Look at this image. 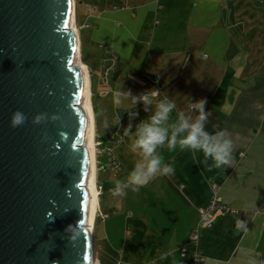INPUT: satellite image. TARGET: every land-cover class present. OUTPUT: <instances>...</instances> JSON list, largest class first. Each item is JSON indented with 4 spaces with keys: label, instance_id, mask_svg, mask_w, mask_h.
Instances as JSON below:
<instances>
[{
    "label": "crops",
    "instance_id": "obj_1",
    "mask_svg": "<svg viewBox=\"0 0 264 264\" xmlns=\"http://www.w3.org/2000/svg\"><path fill=\"white\" fill-rule=\"evenodd\" d=\"M73 2L95 133L102 142L112 139L101 160L116 165L100 173L106 190L99 195L103 215L92 229L94 262L191 264L194 257L199 264L264 263V0ZM110 57L115 64L106 75ZM118 90L131 96L117 104ZM150 91L158 95L147 111L142 101L133 103L132 97ZM165 96L177 105L169 124L179 111L195 118L190 105L206 101L211 115L205 131L229 133V164L216 168L202 152L163 147L158 152L173 165V175L158 174L114 195L115 182L126 180L140 159L124 128L131 124L134 133ZM118 110L136 115L118 121ZM212 185L220 204L235 213L215 210L202 221ZM105 193L111 200L102 206Z\"/></svg>",
    "mask_w": 264,
    "mask_h": 264
},
{
    "label": "water",
    "instance_id": "obj_2",
    "mask_svg": "<svg viewBox=\"0 0 264 264\" xmlns=\"http://www.w3.org/2000/svg\"><path fill=\"white\" fill-rule=\"evenodd\" d=\"M72 11L71 0H0V264L94 262ZM16 111L26 120L13 128Z\"/></svg>",
    "mask_w": 264,
    "mask_h": 264
},
{
    "label": "clouds",
    "instance_id": "obj_3",
    "mask_svg": "<svg viewBox=\"0 0 264 264\" xmlns=\"http://www.w3.org/2000/svg\"><path fill=\"white\" fill-rule=\"evenodd\" d=\"M151 93V95H150ZM158 92L141 93L138 97H132L133 103L142 101L146 107L153 104V97ZM121 96H131L130 91L122 93L119 90L115 92V103H121ZM205 100L195 101V109L198 112L195 118L185 116L182 111L177 113L176 121L169 124L171 113L177 108L174 100L168 99L167 96L156 100L153 114L147 119L142 120L132 132L131 124L124 128V135H131L132 140L130 149L140 156L139 161L135 164L132 171L128 174L126 180H117L112 189L114 195H125V190L129 187L138 189L145 186L150 180L158 174L171 176L174 174V167L170 163L164 162V157L158 152V149L167 147L169 151L175 150L177 146L181 149H188L195 152H202L205 162L208 158L213 161L216 168L229 164L233 143L229 138L226 130H218L214 134L205 131V124L208 123L210 112L205 111ZM136 113H131V116ZM55 118V117H54ZM43 119V114L33 118V123L38 124ZM26 117L20 111L12 114L10 126L15 128L21 126ZM119 121V117H118ZM238 226L243 227L244 221H238ZM166 255V254H165ZM164 255L161 256V259Z\"/></svg>",
    "mask_w": 264,
    "mask_h": 264
},
{
    "label": "bare ground",
    "instance_id": "obj_4",
    "mask_svg": "<svg viewBox=\"0 0 264 264\" xmlns=\"http://www.w3.org/2000/svg\"><path fill=\"white\" fill-rule=\"evenodd\" d=\"M72 3V16H71V28L76 35V28H75V22H74V2L71 0ZM77 39V37H76ZM76 64L79 66L81 74H82V81H83V92H82V107L85 112V118H86V133H85V147L88 152V158H89V168H88V179L86 183V187H88L89 192V213H88V229L92 233V229L94 226L96 213L98 212L99 208V195L100 193L96 189V183H95V140H94V119H93V112L92 107L90 104V93L88 88V78H87V69L84 67L82 62L80 61V55H79V47L77 44L76 49ZM95 264V262L93 263Z\"/></svg>",
    "mask_w": 264,
    "mask_h": 264
},
{
    "label": "rangeland",
    "instance_id": "obj_5",
    "mask_svg": "<svg viewBox=\"0 0 264 264\" xmlns=\"http://www.w3.org/2000/svg\"><path fill=\"white\" fill-rule=\"evenodd\" d=\"M103 75V71L101 70V76ZM94 140H95V149H94V154H95V183H96V189L98 190L99 193H104V191L106 190V188L104 186L100 185V182L102 179H105L106 177H104L103 175H100L101 171H103V168H107L110 171L114 170L116 165L112 162V161H104L103 163V159L101 160V155L103 150L106 152V146L108 148H110L111 144H112V139H109L108 137H105L106 140H104L103 142L100 141L96 135V133L94 132ZM102 150V151H101ZM102 162H101V161ZM114 172V171H113ZM111 199H108V194L105 193L102 197L100 196V201L102 206H104L105 203H107L108 201H110ZM100 206V204H99ZM235 211V210H234ZM101 209L98 208V212L96 213V216H101ZM103 215V214H102ZM94 263V262H93ZM96 264V263H95Z\"/></svg>",
    "mask_w": 264,
    "mask_h": 264
},
{
    "label": "built area",
    "instance_id": "obj_6",
    "mask_svg": "<svg viewBox=\"0 0 264 264\" xmlns=\"http://www.w3.org/2000/svg\"><path fill=\"white\" fill-rule=\"evenodd\" d=\"M109 64V66H107V68L105 69V72L104 74L107 75V73L111 70V68L114 66L115 64V59L114 57H110L108 59H106L104 61V64ZM190 109L191 110H194L195 109V105L192 104L190 105ZM215 185H212V197L210 199V202L208 204V206L206 208H203L200 210V217H201V220L202 221H205L207 219V217L209 216V214L213 213L215 210H221L225 213H230V214H234L235 212L233 210H230L228 209L227 207H225L224 205H221L220 204V199L216 196V190H215ZM263 228H264V223H263ZM181 253H182V256H185L186 255V250L185 249H182L181 250ZM193 258L191 260V264H199L198 263V260L195 259L194 257H191ZM260 264H264V263H260Z\"/></svg>",
    "mask_w": 264,
    "mask_h": 264
},
{
    "label": "trees",
    "instance_id": "obj_7",
    "mask_svg": "<svg viewBox=\"0 0 264 264\" xmlns=\"http://www.w3.org/2000/svg\"><path fill=\"white\" fill-rule=\"evenodd\" d=\"M133 111H122V110H118L117 111V115L119 117V119H124L128 116H130V114L132 113Z\"/></svg>",
    "mask_w": 264,
    "mask_h": 264
}]
</instances>
